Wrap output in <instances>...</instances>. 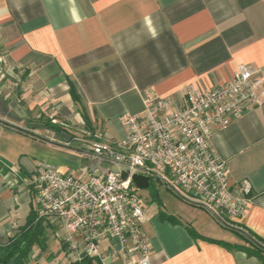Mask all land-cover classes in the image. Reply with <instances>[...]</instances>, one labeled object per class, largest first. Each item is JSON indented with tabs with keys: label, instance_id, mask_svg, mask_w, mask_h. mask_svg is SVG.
I'll return each instance as SVG.
<instances>
[{
	"label": "crops",
	"instance_id": "crops-1",
	"mask_svg": "<svg viewBox=\"0 0 264 264\" xmlns=\"http://www.w3.org/2000/svg\"><path fill=\"white\" fill-rule=\"evenodd\" d=\"M0 62V136L92 160L85 141H127L120 117L141 112L146 97L180 102L189 83L222 84L241 63L264 73V0H0ZM211 143L232 182L250 183L246 213L227 226L156 176L137 173L150 177L147 186L134 184L145 200L152 264L262 263L243 247L264 244V104L216 130ZM39 159L22 154L11 165L0 153V245L26 223L33 195L25 179L48 165ZM54 166L77 176L83 169ZM48 221V248L36 246L27 264L86 255L81 242L68 249L61 222ZM100 246L116 252L111 264H136L128 248L109 239Z\"/></svg>",
	"mask_w": 264,
	"mask_h": 264
},
{
	"label": "built area",
	"instance_id": "built-area-1",
	"mask_svg": "<svg viewBox=\"0 0 264 264\" xmlns=\"http://www.w3.org/2000/svg\"><path fill=\"white\" fill-rule=\"evenodd\" d=\"M263 104L264 73L241 63L222 84L203 88L189 83L180 102L168 96L146 97L141 112L120 117L127 141H85L93 158L80 176L41 163L25 183L40 215L62 223L69 250L76 251L81 242L85 254L97 258L95 264H111L116 252L100 246L109 239L135 254L136 264H152L151 242L143 226L145 200L134 175L156 176L221 223L234 225L246 213L251 185L247 180L232 182L226 160L211 140L216 130ZM102 161L121 168L102 167Z\"/></svg>",
	"mask_w": 264,
	"mask_h": 264
},
{
	"label": "trees",
	"instance_id": "trees-1",
	"mask_svg": "<svg viewBox=\"0 0 264 264\" xmlns=\"http://www.w3.org/2000/svg\"><path fill=\"white\" fill-rule=\"evenodd\" d=\"M71 92L78 100L79 96L73 85L71 86ZM139 177L141 175H134V179H137L139 183L141 182L142 186L149 184L150 177ZM32 200V208L26 223L18 226L9 239H7V242L5 241V243L0 245V264H27L36 246L42 250H47L48 229L51 226L47 218L38 212L34 203V196ZM243 248L248 254L259 257L262 262L261 264H264V244L254 240L251 244L244 245ZM97 261V258L85 255L72 264H95Z\"/></svg>",
	"mask_w": 264,
	"mask_h": 264
},
{
	"label": "rangeland",
	"instance_id": "rangeland-1",
	"mask_svg": "<svg viewBox=\"0 0 264 264\" xmlns=\"http://www.w3.org/2000/svg\"><path fill=\"white\" fill-rule=\"evenodd\" d=\"M0 67H4L0 62ZM76 144H74L75 146ZM0 153L6 158L11 165L18 164L21 155L26 154L29 158H40L46 162L48 166H67L72 169L85 167L91 164L92 160L87 156L65 147H57L51 145H43L40 141L20 137V136H0ZM102 167H111L112 169H120L118 163L102 161ZM28 177V176H27ZM14 178V177H13ZM168 194L165 188H161V194ZM173 194V193H172ZM47 220L49 217L45 216Z\"/></svg>",
	"mask_w": 264,
	"mask_h": 264
}]
</instances>
